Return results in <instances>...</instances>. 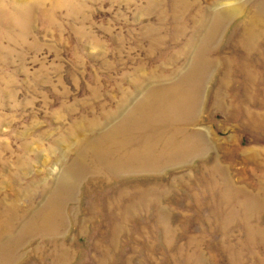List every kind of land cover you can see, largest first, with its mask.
<instances>
[{
	"label": "rangeland",
	"instance_id": "rangeland-1",
	"mask_svg": "<svg viewBox=\"0 0 264 264\" xmlns=\"http://www.w3.org/2000/svg\"><path fill=\"white\" fill-rule=\"evenodd\" d=\"M0 264H264V0H0Z\"/></svg>",
	"mask_w": 264,
	"mask_h": 264
},
{
	"label": "bare ground",
	"instance_id": "bare-ground-1",
	"mask_svg": "<svg viewBox=\"0 0 264 264\" xmlns=\"http://www.w3.org/2000/svg\"><path fill=\"white\" fill-rule=\"evenodd\" d=\"M232 9V8H231ZM234 9V8H233ZM225 12H226V10H224ZM229 12V11H228ZM220 13V12H219ZM230 14V13H229ZM219 15V14H218ZM217 15V16H218ZM216 16V17H217ZM219 16H221V14L219 15ZM222 16H224V14L222 15ZM216 17H215V19H216ZM227 17V16H226ZM220 18V17H219ZM219 20V19H218ZM220 21V20H219ZM190 46V45H189ZM188 47V46H187ZM192 47V46H191ZM191 47H189V48H191ZM190 51V50H189ZM193 73H194V71H193ZM121 138V137H120ZM127 138L125 137V140H126ZM191 152V151H190ZM196 152V151H195ZM139 156V155H138ZM135 157V156H134ZM133 158H132V156H129L128 158H126V165H128V163L132 160ZM125 161V160H124ZM133 162V161H132ZM141 165H143V164H141ZM123 166V165H122ZM130 166V165H129ZM125 167V166H124ZM123 169V168H122Z\"/></svg>",
	"mask_w": 264,
	"mask_h": 264
}]
</instances>
